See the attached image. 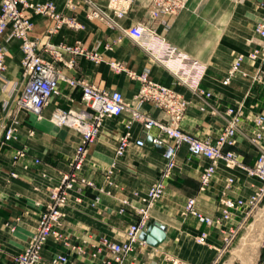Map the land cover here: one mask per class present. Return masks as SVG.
<instances>
[{
    "label": "crops",
    "instance_id": "obj_1",
    "mask_svg": "<svg viewBox=\"0 0 264 264\" xmlns=\"http://www.w3.org/2000/svg\"><path fill=\"white\" fill-rule=\"evenodd\" d=\"M27 1L53 4L59 16L44 17L26 8L33 24L32 39L42 46L50 43L82 52L74 68L57 63L61 74L66 79H82L104 90L119 91L128 104V110L120 117L105 120L99 138L88 146L82 175L94 186L70 192L62 228L66 244L49 241L41 264H52L51 259L58 255L65 256L67 264H107L113 256L106 242L125 243L130 227L140 220L143 199L168 165L166 157L147 144L149 137L162 139L164 135L158 128L146 131L134 116L141 87L137 76L142 73L147 72L153 82L183 96L188 108L181 128L199 138L215 141L227 124L225 108H242L233 150L244 166L256 164L258 153L249 141L253 133L250 117L264 113V67L246 60L229 85H224V81L237 56L248 54L258 41L255 28L264 16V0H190L170 20L153 19L147 0H136L125 17L115 16L104 0ZM89 1L106 13L103 18L92 17ZM136 25L156 31L172 48L185 52L191 62H197L204 70L200 85L212 94L205 111L203 101L179 84L175 67L154 59L128 35ZM5 48L7 71L0 76V133L4 125L12 124L15 139L5 144L0 140V264H15L82 145L78 133L54 125L53 114L56 110L82 109L83 95L81 88H73L62 80L59 94L41 117L8 105L24 85L23 54L15 39H6ZM63 58L66 61L70 55L64 52ZM141 113L162 121L169 118L150 102L143 104ZM126 136L130 145L126 155L118 159L120 141ZM139 140H144L146 146H137ZM175 161L176 167L165 181L163 199L149 210L146 229L155 223L164 226L166 240L158 247L139 240L127 264H171L172 258L187 264H260L264 250V201L251 212L246 207L239 209L221 225L208 226L182 213L189 199L196 198L200 214L220 217L219 199L229 178H234L235 183L227 193L235 200L247 201L261 182L243 169L221 162L210 186L201 191L200 177L209 160L191 156L183 144L177 149ZM204 234L206 240L201 243L199 239Z\"/></svg>",
    "mask_w": 264,
    "mask_h": 264
},
{
    "label": "built area",
    "instance_id": "obj_2",
    "mask_svg": "<svg viewBox=\"0 0 264 264\" xmlns=\"http://www.w3.org/2000/svg\"><path fill=\"white\" fill-rule=\"evenodd\" d=\"M104 1L106 8L115 16L125 17L132 10L136 0ZM189 1L147 0L146 3L153 19L170 20L182 11ZM89 3L93 8L92 17L103 18L106 13L95 3L91 1ZM26 8L32 10L36 15L59 19V16L55 14L56 8L53 4H34L27 0H0V76L7 71L6 39L19 41L23 54L24 85L20 92L13 94L8 105H15L19 111L41 117L51 100L59 94V84L62 80L67 81L73 88H81L83 95L82 109L56 110L53 114L54 125L59 128L67 127L78 133L82 138V145L77 148L72 158L70 170L62 175L60 184L56 189V195L42 214L29 245L15 260V264H41L43 251L49 241L53 240L60 245L66 244L62 228L65 217L64 208L68 205L70 192L75 190L81 192L94 186L92 181L82 175L87 163L88 146L99 138L105 120L120 117L128 110V104L124 95L119 91L104 90L82 79H66L57 68V63L63 62L66 67L74 68L77 64V57L82 52L78 48H57L50 43L42 46L40 42L32 39L30 33L33 24L25 13ZM255 32L258 38L256 45L248 54L237 56L228 71L224 85H229L232 79L241 72L246 60L259 68L264 67V16L256 25ZM128 35L149 52L154 59L167 67H175L179 84L190 89L203 101L206 105L202 108L203 111L207 109L212 94L200 85L204 70L198 66L197 62H191L187 56L172 48L156 31L143 25L132 27ZM64 52L70 55L66 61L63 58ZM43 53L49 55L50 59H46ZM137 78L141 87L138 92L139 104L136 106L134 116L143 124L146 131L158 128L164 135L162 139L154 138V143L165 147L164 156L168 160V165L143 199V208L140 210L141 218L130 227L127 241L125 243L106 242L113 256L110 261L106 262L107 264H127V258L134 252L135 245L140 240V234L148 228L149 210L165 195V181L176 167L175 156L180 145H187L191 156L206 158L210 162L200 177L201 191L210 186L221 162H225L230 168L243 169L248 176L258 179L262 184L247 201L235 200L230 198L227 193L235 183L234 178H229L219 199L222 207L220 217L212 218L200 214L196 207V198L189 199L182 213L183 216H194L200 223L208 226L221 225L223 221L231 219L232 215L239 209L246 207L251 212L264 201V113H255L250 117L253 133L249 141L258 153V159L254 166L246 167L241 163L239 155L233 150L237 145V136L240 132L243 117L242 108H225L223 114L227 124L224 130L215 141L209 138L202 139L184 132L181 128V122L188 108V103L182 95L153 82L147 72L138 75ZM146 102L153 103L163 109L169 117L168 120H158L141 113V108ZM14 139L15 129L13 125H4L0 133V140L5 144ZM129 145V138L127 136L122 138L116 158L124 157ZM136 145L145 147L146 143L144 140H139ZM13 176L16 177L15 174ZM205 240L206 235L204 234L199 242L204 243ZM51 263L67 264L68 259L58 255L51 259ZM171 264L187 263L172 258Z\"/></svg>",
    "mask_w": 264,
    "mask_h": 264
},
{
    "label": "water",
    "instance_id": "obj_3",
    "mask_svg": "<svg viewBox=\"0 0 264 264\" xmlns=\"http://www.w3.org/2000/svg\"><path fill=\"white\" fill-rule=\"evenodd\" d=\"M147 144L150 147L156 148V150L160 154L163 155L165 154L166 151L165 147L155 144L153 137L148 138ZM139 239L148 245H151L153 247H158L166 240V228L158 223H155L152 226H150V228L146 232H143L140 235Z\"/></svg>",
    "mask_w": 264,
    "mask_h": 264
},
{
    "label": "rangeland",
    "instance_id": "obj_4",
    "mask_svg": "<svg viewBox=\"0 0 264 264\" xmlns=\"http://www.w3.org/2000/svg\"><path fill=\"white\" fill-rule=\"evenodd\" d=\"M178 52L184 54L185 56H187V54L185 52H182L181 50H178ZM16 128H18V127L16 126ZM175 259H177V258H175ZM177 260H179V259H177ZM181 262H184V261H181ZM260 264H264V250H263V254H262V261H261Z\"/></svg>",
    "mask_w": 264,
    "mask_h": 264
}]
</instances>
